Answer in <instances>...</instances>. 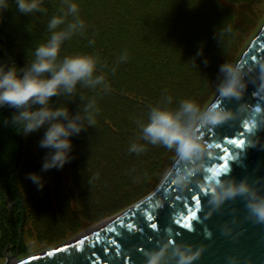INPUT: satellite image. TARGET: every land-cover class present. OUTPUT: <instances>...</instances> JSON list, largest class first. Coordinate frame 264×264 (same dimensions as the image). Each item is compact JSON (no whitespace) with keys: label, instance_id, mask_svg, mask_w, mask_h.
<instances>
[{"label":"rangeland","instance_id":"1","mask_svg":"<svg viewBox=\"0 0 264 264\" xmlns=\"http://www.w3.org/2000/svg\"><path fill=\"white\" fill-rule=\"evenodd\" d=\"M224 1L253 4L257 26L248 36L236 28L234 13ZM72 2L79 5L87 28L74 36L78 43H69L71 54L100 57L96 74L105 75L110 88L82 87L85 104L94 99L99 109L94 127L84 131L96 134L86 140L79 167L72 142L71 159L59 172L64 189L52 186L46 195L47 212L38 214L40 221L25 220L16 244L21 243L23 252L16 259L60 246L152 192L176 157L174 151L140 139L138 122H147L150 108L168 97L172 108L182 100L206 108L217 90L204 104L199 99L219 58L236 51L235 63L264 22V0ZM54 3L61 7L63 0ZM125 54L127 59L122 60ZM132 143L144 144L146 150L130 152ZM2 252L0 264L5 262Z\"/></svg>","mask_w":264,"mask_h":264},{"label":"clouds","instance_id":"2","mask_svg":"<svg viewBox=\"0 0 264 264\" xmlns=\"http://www.w3.org/2000/svg\"><path fill=\"white\" fill-rule=\"evenodd\" d=\"M16 6L25 15L47 13L43 0H16ZM8 7L10 5L7 0H0V13ZM79 13L77 3L63 0L60 13L53 15L47 23L50 35L45 42L35 47L31 63L23 68L19 67V72L16 68L0 65V107L16 109L11 123L15 127L19 126L26 136L46 127L39 141L41 148L49 149L44 159L43 171L64 167L71 159L73 144L70 137L79 134L86 127H94L95 116L99 111L94 99L73 114L68 105L54 106L52 98L75 96L78 85L90 89L110 88L105 75L96 74L100 64L97 55L78 53L60 57L64 43L86 31L87 25ZM121 59H127L126 54ZM257 65L260 88L264 90V62L257 61ZM219 72L223 76L216 86L220 99L206 108L191 100H182L177 107L172 108V98L168 97L166 102L150 108L147 122H138L140 139L174 151L177 166L167 174L174 185L186 187L202 169L209 172L204 176L200 188L209 197L210 212L220 210L226 201L239 196L246 201L248 218L255 223H264V195H260L258 189L247 180L226 182L204 167L205 156L210 155V145L203 139V130L237 119L232 110L221 105L225 98L242 100L249 82H252L246 77L253 72V67L246 62H225L220 66ZM236 111H240V108ZM254 111L259 113L261 109L257 107ZM248 124L250 133L259 129L255 119L248 121ZM145 150V145L138 143H132L129 148L130 152L137 154ZM28 178L43 188V177L40 174L29 173ZM208 218L206 215L205 219ZM223 232L229 234L225 227ZM211 235V231L206 230L205 238L210 239ZM202 252L203 246L196 248L190 243H177L169 236L166 246L147 250L144 256L146 264H193ZM230 260L235 264L234 257Z\"/></svg>","mask_w":264,"mask_h":264},{"label":"water","instance_id":"3","mask_svg":"<svg viewBox=\"0 0 264 264\" xmlns=\"http://www.w3.org/2000/svg\"><path fill=\"white\" fill-rule=\"evenodd\" d=\"M257 61L264 62V22L245 47L237 62H246L253 67V72L246 79H250L242 100L235 98L223 99L222 107L233 111L237 119L228 121L215 128L204 129V141L210 148L204 159V167L209 170L220 167L224 160V150L228 149V155H233L229 161V171L222 173L220 178L226 182L247 180L254 188L264 195V90L260 88L261 81L258 76ZM220 99L216 92L208 105ZM243 105V108L241 107ZM206 106V107H207ZM261 111L256 113L255 108ZM240 108V111H236ZM255 119L258 130L254 133L248 131V121ZM229 139H243V149H237L228 143ZM219 145V147H217ZM20 153V151H19ZM18 153V158H19ZM18 159L15 162L14 169ZM177 166V160L172 162L159 184L142 199L122 211L112 219L97 227L73 238L72 240L52 248L50 250L16 259L17 250L13 253L8 251L10 245L2 252L4 264H89L90 253L94 251L98 259L95 264H146L144 252L158 246H166L171 236L177 243H190L196 248L203 246L202 255L193 264H232L231 257L235 258V264H264V223H255L248 218V209L243 197L228 200L216 212L209 211L207 195L201 190L204 176L209 172L201 170L192 178L186 187L172 184L168 178L169 170ZM180 199L177 200L176 198ZM197 197L201 201V207L197 210V220L193 222V230L189 231L175 223L184 211L181 203L194 207ZM171 204V208L167 205ZM162 208V210H161ZM173 209L176 211L173 212ZM133 210L137 213L134 217L136 227L133 233L120 227V221L132 222L127 214ZM155 213L152 222L157 223L156 229H151L146 217ZM208 215L209 218L205 219ZM116 228L113 234L106 229ZM229 234H224L223 228ZM206 230H210V239L205 238ZM95 233H100V243H96ZM87 237L83 247V254L71 250V246ZM110 240H116L112 245ZM67 247L68 252L56 253L59 248ZM108 248L106 254L103 249ZM118 249V251H117ZM53 253L49 256L48 253ZM170 255V250H169Z\"/></svg>","mask_w":264,"mask_h":264},{"label":"trees","instance_id":"4","mask_svg":"<svg viewBox=\"0 0 264 264\" xmlns=\"http://www.w3.org/2000/svg\"><path fill=\"white\" fill-rule=\"evenodd\" d=\"M254 1L259 2L260 0ZM7 2L10 7L0 13V65L5 68H16L19 72V67L23 68L34 59L35 47L47 40L50 35L47 31V23L53 15L60 13L61 7L55 6L54 0H43V6L47 9L46 14L36 12L25 15L18 11L16 0H7ZM224 4L234 13L236 28L240 33L248 36L257 26L258 18L253 4L227 1H224ZM78 41L79 39H74V37L66 41L61 48L60 57L71 56L72 49L69 43H78ZM235 52L224 53L219 58L214 73L210 77V84L199 99L203 104L209 101L210 96L216 91V86L223 79L219 72L220 66L225 62L233 63L236 57ZM85 101V94L80 85L77 86L75 96L52 98L54 106L68 105L73 114L83 107ZM15 112L16 109L11 107H0V257L2 249L7 245H10L11 251L16 249L17 254L23 252L21 243L17 247L16 244L24 230L25 220L35 217L40 221L38 214L47 212V203L50 202L47 198L52 193V186L54 190L64 189L59 175V172L63 171L62 168L42 170L49 149L41 148L39 141L46 127L26 136L19 126L15 127L11 123V117ZM95 134L90 130L87 135L83 130L70 137L75 148L77 167L82 162L84 156L82 150L86 146V140ZM17 159L18 162L14 169ZM29 173H38L43 177V188L28 178ZM158 183L156 181L153 187Z\"/></svg>","mask_w":264,"mask_h":264},{"label":"snow or ice","instance_id":"5","mask_svg":"<svg viewBox=\"0 0 264 264\" xmlns=\"http://www.w3.org/2000/svg\"><path fill=\"white\" fill-rule=\"evenodd\" d=\"M228 143L230 145H234L237 149H243V146L245 145V141L243 139H229ZM217 147H219V145H217ZM225 155L221 157V159L224 160V163L215 169H211L212 174L213 175H217L220 176L222 173H226L229 171V161L233 160V155H228V149L224 150ZM177 200H179L180 198L177 197ZM192 199H194L195 204L194 207H189L187 204L181 203V208L184 210L182 212V214L180 215L179 219H177L175 221V223H177L178 225H180L182 228L190 230L193 229V222L197 220V210L200 209L201 207V201L199 198L197 197H193ZM169 208H171V204L167 205ZM162 210V208H161ZM176 210L173 209V212H175ZM137 213L135 212V210H133L130 214L128 215V218L132 221V222H128L126 223L125 221L121 220L120 223V227L125 228L129 233H133L134 228L136 227V225L134 224V217ZM156 217L155 213L149 214L145 219L146 222L149 223V227L151 229H156L157 228V223L152 222L154 220V218ZM106 231H109L113 234L117 233V229L111 228V229H106ZM96 237H97V241L96 243H100V233H95ZM88 238L85 237L83 239H81L80 241L77 242L76 245L71 246V250L78 253V254H83V245L85 244V241ZM110 244L115 245L117 243L116 240H110L109 241ZM93 248V251L90 253L89 257H91V259L89 260V264H95V261L98 259L96 252L94 251L95 249V245L91 246ZM105 251V253L107 254L109 249L105 248L103 249ZM69 248L67 247H63V248H59L56 250V253H65L68 252ZM118 251V249H117ZM49 256H53V253H48Z\"/></svg>","mask_w":264,"mask_h":264},{"label":"flooded vegetation","instance_id":"6","mask_svg":"<svg viewBox=\"0 0 264 264\" xmlns=\"http://www.w3.org/2000/svg\"><path fill=\"white\" fill-rule=\"evenodd\" d=\"M8 250H9V248H8Z\"/></svg>","mask_w":264,"mask_h":264},{"label":"bare ground","instance_id":"7","mask_svg":"<svg viewBox=\"0 0 264 264\" xmlns=\"http://www.w3.org/2000/svg\"><path fill=\"white\" fill-rule=\"evenodd\" d=\"M12 264V263H11Z\"/></svg>","mask_w":264,"mask_h":264}]
</instances>
